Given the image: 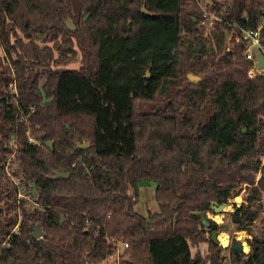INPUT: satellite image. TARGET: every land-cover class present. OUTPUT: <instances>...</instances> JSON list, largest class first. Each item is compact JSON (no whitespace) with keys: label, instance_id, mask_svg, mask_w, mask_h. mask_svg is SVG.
<instances>
[{"label":"trees","instance_id":"16d2710c","mask_svg":"<svg viewBox=\"0 0 264 264\" xmlns=\"http://www.w3.org/2000/svg\"><path fill=\"white\" fill-rule=\"evenodd\" d=\"M263 1L0 0V264H264V229L223 257L205 217L243 188L239 231L264 210V72L234 41Z\"/></svg>","mask_w":264,"mask_h":264},{"label":"rangeland","instance_id":"374dc122","mask_svg":"<svg viewBox=\"0 0 264 264\" xmlns=\"http://www.w3.org/2000/svg\"><path fill=\"white\" fill-rule=\"evenodd\" d=\"M195 21V26L199 29L200 33L202 35L208 36V30L210 29L211 25V18L205 19V18H197ZM40 45L42 43L38 41ZM253 50V49H251ZM0 55L2 54V51L0 49ZM79 65V62H76L74 64L69 65V68H77ZM13 91L15 92V89L13 88ZM136 191L138 193V202L135 205V211L138 212L142 216H147L148 213H155L158 211L157 204L154 200V184L150 182H143V183H137L136 184ZM246 196V190L240 189L238 191V195L231 199L229 201V204L227 206H224L220 212H217L215 210L208 211L205 215V217L213 222H215L217 225H219V229L215 233V240L217 241L218 245L222 248L221 255L223 257L228 256V249L231 247L233 243H239L242 245L243 252L247 253L249 251V246L247 245V241L252 238L253 235H259L261 230L264 229V210L260 214V216L245 230L238 229V220L235 216H233L235 207L234 204L241 205L244 202V198ZM17 198H26L23 196V192L20 190V193L17 195ZM262 206L264 209V193L262 194L261 198ZM2 205V203H0ZM216 218H219L217 221ZM241 233H243V236H241ZM222 234H226L229 237V244L227 247H223L219 242V237ZM207 243H201L198 245L197 248H192L191 253L192 255H195V253H199L201 256H206L207 254ZM123 251V246L118 245L117 253L111 257L108 258L104 264H117V257L119 254Z\"/></svg>","mask_w":264,"mask_h":264},{"label":"built area","instance_id":"2783aa9c","mask_svg":"<svg viewBox=\"0 0 264 264\" xmlns=\"http://www.w3.org/2000/svg\"><path fill=\"white\" fill-rule=\"evenodd\" d=\"M263 6H264V1H263ZM202 10V17L205 19H210L211 18V25L210 29L208 32L212 29L213 22L217 20V18L213 15L210 14L204 7L200 6ZM264 25L260 27L263 28ZM260 29H257L256 31L253 30H248V31H241V34L237 37L234 38V41H239L242 39L247 43L246 50L244 53V57L246 60L251 61L252 66L250 70L248 71V77L252 78L255 75L262 74L264 72V69H259L257 66V60L256 57L262 56L264 58V45L261 44L260 42ZM206 36V35H204ZM253 49V50H251ZM29 141H32L31 138H29ZM126 247V245H125Z\"/></svg>","mask_w":264,"mask_h":264},{"label":"water","instance_id":"95a60500","mask_svg":"<svg viewBox=\"0 0 264 264\" xmlns=\"http://www.w3.org/2000/svg\"><path fill=\"white\" fill-rule=\"evenodd\" d=\"M142 11H144V10H142ZM256 60H257V66H258V68L259 69H264V58L262 57V56H257L256 57ZM145 77H147V74H146V76ZM188 79L190 80V81H197V77H195V76H192V75H189L188 76ZM243 132H244V130H243ZM86 146H87V143H82L81 145H78V148H80V149H85L86 148ZM66 176V173H64V172H60V173H58L56 176H55V178L56 179H63L64 177ZM224 206H218V207H215L213 210H215V211H217V212H220L221 210H222V208H223ZM61 222L63 221V218L60 220ZM41 235H42V231L40 230V228L38 227V226H34L33 227V232H32V234H31V237L33 238V239H38V238H40L41 237ZM231 250L233 251V252H237V253H240V252H243V248H242V245H240L239 243H233L232 245H231ZM81 264H84V262H82Z\"/></svg>","mask_w":264,"mask_h":264},{"label":"clouds","instance_id":"9594fccd","mask_svg":"<svg viewBox=\"0 0 264 264\" xmlns=\"http://www.w3.org/2000/svg\"><path fill=\"white\" fill-rule=\"evenodd\" d=\"M217 221L219 220V218H216ZM241 236H243V233H241ZM219 242L220 244L223 246V247H227L228 244H229V237L228 235L226 234H222L220 237H219Z\"/></svg>","mask_w":264,"mask_h":264},{"label":"flooded vegetation","instance_id":"af4514ba","mask_svg":"<svg viewBox=\"0 0 264 264\" xmlns=\"http://www.w3.org/2000/svg\"><path fill=\"white\" fill-rule=\"evenodd\" d=\"M236 219L238 220V222H239V219H238V217H236Z\"/></svg>","mask_w":264,"mask_h":264},{"label":"crops","instance_id":"0c3cea01","mask_svg":"<svg viewBox=\"0 0 264 264\" xmlns=\"http://www.w3.org/2000/svg\"><path fill=\"white\" fill-rule=\"evenodd\" d=\"M138 213V212H137ZM139 214V213H138Z\"/></svg>","mask_w":264,"mask_h":264}]
</instances>
